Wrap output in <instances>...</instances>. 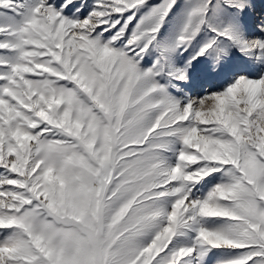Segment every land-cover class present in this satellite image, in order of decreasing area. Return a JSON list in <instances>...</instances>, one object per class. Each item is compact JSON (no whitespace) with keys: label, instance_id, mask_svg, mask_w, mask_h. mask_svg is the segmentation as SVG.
Here are the masks:
<instances>
[{"label":"snow or ice","instance_id":"obj_1","mask_svg":"<svg viewBox=\"0 0 264 264\" xmlns=\"http://www.w3.org/2000/svg\"><path fill=\"white\" fill-rule=\"evenodd\" d=\"M264 0H0V264H264Z\"/></svg>","mask_w":264,"mask_h":264},{"label":"rangeland","instance_id":"obj_2","mask_svg":"<svg viewBox=\"0 0 264 264\" xmlns=\"http://www.w3.org/2000/svg\"><path fill=\"white\" fill-rule=\"evenodd\" d=\"M258 10L259 11H264V4H262L261 7Z\"/></svg>","mask_w":264,"mask_h":264}]
</instances>
